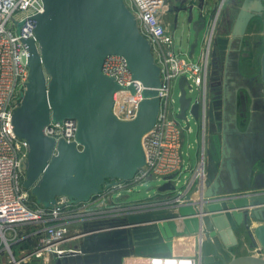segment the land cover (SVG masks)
<instances>
[{"label":"water","instance_id":"1","mask_svg":"<svg viewBox=\"0 0 264 264\" xmlns=\"http://www.w3.org/2000/svg\"><path fill=\"white\" fill-rule=\"evenodd\" d=\"M42 1L44 9L35 15V39L25 42L29 81L13 125L17 136L29 144L24 187L48 207L60 196L87 201L117 179L133 178L145 165L142 139L158 117L161 70L125 0ZM213 9L205 0H176L169 7L175 28L188 25L196 33L191 54ZM255 18L260 19L264 40V0H245L233 38L241 39ZM230 41L219 34L214 38L222 60ZM109 55L123 56L134 79L145 86L144 99L129 121L119 119L113 111L114 94L121 86L102 70ZM260 65L264 81V51ZM187 84L186 76L180 77L179 119L185 120L190 113L197 122L202 101L187 96ZM67 118L78 121L74 141L56 140L45 133L51 122ZM209 126L217 133V113L210 102ZM205 153L207 190L198 201L181 205L178 211L156 210L131 214L121 221L85 223L79 251L58 256L56 264H123L129 257H169L171 238L179 234L177 221L185 225L186 234H205L200 264H264V191L217 196L220 189L212 183L219 178L222 161L218 143L207 150L205 144ZM158 189L174 190L175 186L166 182ZM251 220L260 222L247 229L250 246L256 251L234 253L240 246L237 230Z\"/></svg>","mask_w":264,"mask_h":264},{"label":"built area","instance_id":"2","mask_svg":"<svg viewBox=\"0 0 264 264\" xmlns=\"http://www.w3.org/2000/svg\"><path fill=\"white\" fill-rule=\"evenodd\" d=\"M188 1L195 3V0ZM125 3L134 14L140 32L149 41L161 70L158 117L142 139L146 163L133 178L117 179L87 201L77 202L60 196L55 204L46 207L33 199L31 191L24 187L29 144L17 136L13 125L14 113L21 105L29 81V53L25 42L35 39V15L43 11V1L0 0V264H56L58 256L79 251L86 234L85 223L121 221L131 214L156 210L178 211L181 205L192 204L207 190L205 142L210 127L213 43L225 0H220L209 12L206 30L198 41L200 49L193 57L189 56V51L181 49L176 38L169 20V0H125ZM189 36L186 41H190ZM102 70L121 86L114 94L115 115L125 121L134 119L144 99L145 86L134 79L127 60L121 55L107 56ZM182 76L188 80L187 96H192L197 89L196 98L202 101L197 121L200 159L195 168L185 165L184 135L192 133L193 129L188 115L184 120L186 126L180 123L183 120L179 119L181 107L174 92ZM77 130V119L67 118L51 122L45 133L56 140L72 142ZM78 147L81 149L80 144ZM153 180L160 185L172 182L175 189H158L142 200H120L129 198L128 194L138 186ZM200 254L198 250L188 254L172 252L169 257H129L124 263L200 264Z\"/></svg>","mask_w":264,"mask_h":264},{"label":"crops","instance_id":"3","mask_svg":"<svg viewBox=\"0 0 264 264\" xmlns=\"http://www.w3.org/2000/svg\"><path fill=\"white\" fill-rule=\"evenodd\" d=\"M219 1L205 0V3L215 7ZM169 2L174 5L176 0ZM198 2L195 0V3ZM244 2L226 0L220 10L216 35L229 37L232 42L227 47L224 60L221 58L220 45L215 44L213 47L209 102L215 108L219 126L217 133L209 130L205 144L207 150L213 143H218L222 156L219 178L212 183V187L217 185L220 189L218 195L264 191V81L260 65L264 40L258 18L251 20L241 39L233 38L232 30ZM169 20L181 49L189 51V56L193 57L200 48L197 45L191 54L196 34L192 26L182 25L188 32L178 37V28H175L174 16L170 12ZM184 35H190V41H185ZM188 134L185 132L184 135L183 150L188 141L185 165L195 168L200 159L201 144L198 135L195 146ZM192 149L195 150L193 153ZM177 222L181 225V221Z\"/></svg>","mask_w":264,"mask_h":264},{"label":"rangeland","instance_id":"4","mask_svg":"<svg viewBox=\"0 0 264 264\" xmlns=\"http://www.w3.org/2000/svg\"><path fill=\"white\" fill-rule=\"evenodd\" d=\"M187 32H188L187 29H185L182 25H179L178 31H177L178 37H180L182 33L185 34ZM183 38H185V41H186L185 35L183 36ZM174 89H175V91H174L175 97H176L177 102H178V100H179V94H178L179 87H178L177 83L174 86ZM191 94L194 98H196L198 96L199 92L197 89H195L194 92H192ZM188 116L190 117V124L193 128L192 133H190L188 135L192 139L191 142L193 144H195V146H196L195 138L197 136V129H198L197 122H196V119L190 113H188ZM180 123L183 126H186V124H187L186 121H184V120H182ZM187 142L188 141H186V146L184 148V158L185 159H187V155L185 154V152H187L186 151L187 150ZM194 151L195 150L192 149L191 153H193ZM160 184H161L160 182L154 181V180L153 181H147V183L145 185L138 186L133 193L128 194L129 198L121 197L120 200L137 201V200L145 199L149 196L148 193H151V194L156 193ZM217 196H220V195H217ZM222 196H225V195H222ZM33 199H35V197H33ZM257 222H259V221L251 220V221H249L247 226L239 227V229L237 230L236 233H237L238 238H239L240 246H238L237 248L234 249V251H233L234 253L246 254V253H253L256 250V248H253L250 246V240H249V237L247 234V229L248 228H250V229L254 228L253 226H255ZM180 223H181V225H177V227H176L177 232H179V234L174 235L171 238V249L175 253H186V254L191 253V252L197 253L198 250H201V244H202V241L200 240L199 235L197 233L196 234H186L185 233V231H186L185 225L182 222H180ZM126 259H128V258H126ZM125 261H128V260H125ZM27 264H41V263L32 262V263H27ZM51 264H53V263H51Z\"/></svg>","mask_w":264,"mask_h":264},{"label":"bare ground","instance_id":"5","mask_svg":"<svg viewBox=\"0 0 264 264\" xmlns=\"http://www.w3.org/2000/svg\"><path fill=\"white\" fill-rule=\"evenodd\" d=\"M195 196H198V195H195ZM195 196H194V197H195ZM199 198H200V196L197 197L196 200L198 201ZM205 237H206V236H205V234H204L203 232L199 233V238H200L201 241H203V240L205 239ZM178 242H179V241H178Z\"/></svg>","mask_w":264,"mask_h":264},{"label":"flooded vegetation","instance_id":"6","mask_svg":"<svg viewBox=\"0 0 264 264\" xmlns=\"http://www.w3.org/2000/svg\"><path fill=\"white\" fill-rule=\"evenodd\" d=\"M209 130H210V128H209Z\"/></svg>","mask_w":264,"mask_h":264},{"label":"trees","instance_id":"7","mask_svg":"<svg viewBox=\"0 0 264 264\" xmlns=\"http://www.w3.org/2000/svg\"><path fill=\"white\" fill-rule=\"evenodd\" d=\"M36 200V199H35Z\"/></svg>","mask_w":264,"mask_h":264}]
</instances>
